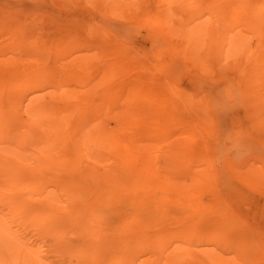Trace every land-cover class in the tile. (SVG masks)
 <instances>
[{
	"label": "bare ground",
	"instance_id": "6f19581e",
	"mask_svg": "<svg viewBox=\"0 0 264 264\" xmlns=\"http://www.w3.org/2000/svg\"><path fill=\"white\" fill-rule=\"evenodd\" d=\"M107 1L114 2L115 0ZM169 1H171L170 3L174 1L176 2V0ZM179 1H177L178 3L174 2V4H179L181 2ZM212 1L215 2L213 3L214 6L212 5L214 8L218 0ZM137 2H141V0ZM145 2L147 1L145 0ZM229 2H231V0ZM235 2L236 5L233 6ZM262 2H264V0H235L233 3L231 2L232 4L227 3L231 5V8L233 6L234 9L228 10L230 5H225L226 8L225 6L221 8H225L223 10L224 12H231V10H233L232 13L240 16L243 15V17L248 19L249 23L247 26L249 27V25H252V22H255L256 20L264 22V6H260ZM116 3H114V5ZM127 3L128 2L125 4ZM130 3L131 2H129V5ZM166 3L168 4V2ZM167 4H164L165 6L163 5L165 10L167 9L166 7H168V10L171 7L167 6ZM163 6H161V8ZM217 6L216 8H218ZM109 7L108 9H110ZM123 8H125V6ZM131 9L135 10L134 13L136 16L138 9ZM131 9L130 12L132 13ZM116 10H118L117 7ZM138 13L140 14L139 11ZM165 13L168 14V12ZM108 14L111 15V13ZM115 14H118L117 11ZM120 14L118 15L120 16ZM118 15L117 17H119ZM124 15L127 17V14ZM135 16L133 17L135 18ZM20 18H22V22L24 17ZM34 20L33 22L35 24ZM139 20L141 19L139 18ZM137 22L140 23V21ZM28 23L29 25L31 24L30 21ZM132 23L136 22L133 21ZM36 24L38 25L37 22ZM19 25L17 26L14 24L17 29L20 28ZM31 25L32 30L33 28H37L33 27V23ZM25 26L21 25V27L24 28ZM41 27L42 24L38 28L40 29ZM28 28L29 27L25 28L26 32L28 31ZM20 29L21 31L23 30V28ZM103 29L105 28H102V30ZM34 30L32 31V34L35 33L36 30ZM108 30L110 29L108 28ZM122 30L124 31V29ZM189 30L190 31H186L187 35H192V33L194 34V32L191 33V29ZM23 32L25 33V31ZM42 32H40V34ZM183 32V35H185V31ZM7 33L13 32L7 31ZM43 33H45V31ZM71 33L73 32L71 31ZM87 33L89 34V32ZM14 34L18 36L19 33H16L15 31V33L12 35H9L11 37L10 39H13L12 36H14ZM40 34L38 30V35ZM55 34H57L56 31ZM59 34L58 36H60ZM104 34H106L105 31ZM29 35L27 36L30 38H26L27 40L22 41L20 45L17 44L14 46L16 42L13 39L11 41H13L14 44H11L10 41V45L9 43L5 44V46L8 45L7 49L6 47H3L4 49L0 48V264H55V262L50 263L49 260H51L53 257L54 260L55 258L58 259V256L59 261H61V258H68L69 260L71 259L75 261L77 264L215 263L218 261V258H213L210 256H195L189 251H180L178 246L171 247V240L186 238L187 236L200 237L204 234L208 241H219L224 248L233 246L234 249L236 248L238 250V252L232 257H220L219 259L222 264H254L255 259L253 260V258L255 257L250 256L249 254H252V252H250L252 249L254 250L259 246V244L261 245V243H264V234L250 229L245 225V223L238 222L233 224L232 222L234 219L231 216V211L233 212L232 208L229 207L226 211L214 209L218 204L221 190H215L211 188L213 183L212 181H214L213 177L210 178L203 175L202 173H196L195 170L193 171L192 168L188 166V161L186 158L188 153L185 155V152L193 144L195 146L201 145L196 144L197 141L195 138V140H191L192 142L190 143H188V139L184 141L186 138L191 139L195 132L191 131V129L190 131L185 130L183 132L184 139L181 141L186 142V144H178L182 143L179 141H177V144H170V132L163 131L161 129L163 126L162 124H168V122L173 120V112L182 105L180 104L181 106L176 107L177 109L174 110L173 108L168 107V104V106H166V104L161 105L163 103L158 104L157 98L160 94H156L157 90L151 91L150 89L145 88L142 84H136L131 88L134 89V91H132V93L134 92V98L133 96L130 97L127 95V93H125L123 99L121 100H124L123 103H125L124 105H126V108L118 109L117 111L114 110L113 112H115V114L113 117L109 116L111 118L108 117V120L103 119L106 120V122H103L102 117H104V112L107 107L105 109L100 107L98 108V111H93L95 115L93 119L87 117L88 114L93 113L91 112V104L87 103L88 100L90 101V99H93V96H87L89 98L88 99L85 95L84 97H86V100L85 98H81V96L84 94L88 95V91L90 92L92 90H90L87 83L91 81L92 77L96 73V70H94V74L92 72V76L89 74L91 79L90 81L88 80L87 83L85 80L88 75L85 74L86 70L82 69L85 71V73L82 72L81 74L83 75L77 77V73L75 74V72L81 70V64L86 61V58L80 57L78 61L74 63L70 61L69 63L73 67L71 68L69 66L70 64H68V67L67 62L62 60L68 58L71 51L69 49H72L73 47L71 46L72 48H69L67 45L65 47L60 46V53L64 52L63 55L66 57L57 59H60L62 64L63 62L66 63L65 65H62V68L60 64L58 67L59 71L61 68V70L64 72H61L62 74L58 75V71L56 72L58 76L55 77L54 74L52 76L50 72V66H52V64L50 65L48 61V67L47 63L44 62L45 57H47L46 52H48V54L50 52L45 51L46 46H43V44L47 42L46 41L43 43L45 40L43 37L44 34L42 35L44 39L41 37L43 40H41L39 37V39H37V35L35 36L36 38L32 37L31 32ZM74 35L75 34H73V36ZM19 36L18 38H20ZM116 36H118L117 33ZM60 37L62 38V36ZM57 38L59 39V37ZM69 38L70 36L67 38V40ZM73 42L72 44H74ZM82 42L80 43L82 44ZM189 43L192 42L190 41ZM223 43L224 42L222 41V44ZM41 44L45 50L43 47V49L41 48ZM64 44L66 45V43ZM79 45L80 44L78 43V46ZM27 46L35 47L33 48L34 51L31 54L30 52H27ZM51 47V51H53V47H55V45L53 46L52 44ZM51 47L49 44L48 48ZM114 48H116V46H114ZM75 49H72V51ZM13 50L14 53L17 51L23 54H20L19 57H13L16 56L11 53ZM57 50H55L54 54L55 56L57 55L56 58L58 57ZM6 51L10 52V55L8 54L9 57H7L8 55H6ZM233 51L234 49H232V52ZM102 52L105 54L103 50ZM108 52L109 50L106 53ZM112 52L115 51L112 50ZM26 53L30 54V57H28L29 59L27 58ZM100 53H95V55H100ZM79 55L81 54L79 53ZM101 56H99L100 59ZM112 57L115 58L113 55ZM76 58H78V56ZM105 58L106 57H104V59ZM139 58L141 59V57ZM52 60L54 61V59ZM108 60L106 64H108L110 67L109 63L111 62H108ZM115 60H109L112 61L110 68L114 67L113 62ZM90 63L89 65H91ZM95 63L87 70L92 71L91 68H95V65H97ZM84 64L87 65L86 62ZM55 66L57 67V65ZM104 66L108 68V66L105 64ZM259 66L260 67L258 68L264 69V62H262V65L259 63ZM66 67L71 70H67ZM51 68H54V66ZM110 68L109 70H111ZM243 68L242 71H245ZM233 70L236 69L233 68ZM65 71H72V76L75 75L77 78H72V76L69 74L70 72L67 74ZM103 71L106 75L107 72H105V70ZM249 75L251 76L253 74ZM102 78L109 79L105 78L104 75ZM103 79L101 80L105 81ZM248 80L252 79L249 78ZM98 81H95V83L97 84ZM149 82H151V86L148 85V87H153L154 85H152V81L149 80ZM105 83L104 86L106 85ZM122 83L125 85L128 84L125 82ZM154 84L156 85V83ZM130 86L131 84L129 87ZM92 87L95 89L94 86ZM101 89L99 90L100 92ZM121 90L122 89L120 88V91ZM123 90L122 92H124ZM250 91H252V89ZM103 92L97 94L100 95ZM106 92H108V87L103 95H105ZM249 93L252 94L253 92ZM43 94L49 95L51 102H45L42 97ZM107 94V97L111 95L110 97L112 98L114 96L113 99H115V96H122L123 93L120 94V92H117L116 89V95H112L111 93L108 95ZM228 95H230V93ZM228 95L227 98L229 97L230 99H226L223 96V99H225L224 101L229 100L227 102L234 104L237 99L235 100L231 98L233 97L232 94L231 96ZM79 98L81 99L78 100ZM185 98L187 100L189 99L187 96ZM218 98L220 97L218 96ZM100 99L104 100L105 103L106 101H108L107 103L110 102V106L114 105V103H117L118 101V99H116L115 102V100L110 98L109 99L111 101L106 100L107 98L103 99V96L100 95V98L98 99L99 101L96 100V103L98 101L100 104ZM139 99L143 100V104L145 106L152 107L151 110L149 109L147 114L144 113L147 109L144 107L141 108L143 110L137 111L135 114H131V111L133 110L130 108V105H132L134 102L136 104V101ZM205 99L204 102L207 101V106L208 101L211 102V99H206V101ZM82 100H85V102H82ZM215 100H212V102ZM230 100L234 101L230 102ZM79 101L83 103V106H86L84 109H82V115L89 111L90 113L87 115L85 114L86 117L81 119V121L79 120L80 122L75 123L74 116L76 113H78L76 112L77 108L79 105L80 108L82 107V104H80ZM220 102L219 105L225 104L222 102L220 104ZM96 103L94 105L95 107L98 104ZM124 105H122L123 107L121 105L120 106L124 108ZM211 105L213 106L215 104L211 103ZM117 106L119 105L116 104V107ZM133 106L136 107L135 105ZM199 106L203 107V104ZM228 106H231V104ZM109 109L107 111H109ZM206 109L204 108V110ZM227 111L229 113V110ZM142 112L148 117L146 116V118H144L145 115ZM176 112L177 111H175V114H177ZM219 112L216 114V116L219 115ZM224 112L226 113V111H223V113ZM249 113L251 114V112ZM252 113L254 114V112ZM128 114L136 115L133 120V117L129 118L132 120V122H130L131 124L129 123ZM158 115H160V117ZM215 118L216 117H214V120ZM257 118L259 119V117ZM218 119L219 118H217V120ZM217 120H215V123L218 124ZM159 121L161 123H158ZM252 121L254 120L252 119ZM257 121L260 123V120ZM127 123L130 124V126L127 127ZM217 124H215L216 128ZM138 125H143L142 128L144 129L150 127V130H145L144 132L143 129V133L141 134L142 128L140 129ZM213 126L214 125H212V127ZM136 127L140 129V134L138 133L139 130H136ZM207 127H210V132H208L209 135L207 133L206 134L210 137L212 134L214 135V138L212 137L214 141L211 143L218 146L219 144H216L217 141H215V135L217 132L212 133L211 125H208ZM215 127L213 131H215ZM199 129L197 130L199 131ZM219 130L221 131V128ZM261 130L264 131L262 128ZM176 131H174V133ZM220 134L221 133H219V135ZM238 134L239 133H236V135ZM151 138H153V140L156 142L150 143L149 141L148 143L146 141V139L149 140ZM224 140L221 142L223 143ZM229 140L230 139H228V141ZM232 140L233 142L230 143L233 144H240L241 142L240 137L238 136L232 138ZM203 146V148L199 149L203 150L206 148V144H203ZM185 174H187V177H184ZM244 180L246 182L256 183L259 185L260 183L264 182V178H255V175L250 173L248 177L244 178ZM199 183L206 184L208 190L207 192L214 190V192H212L215 195V198H213L216 200L215 206H207L203 203V201H201L199 197L201 195V190L199 191V189L201 188L199 187L202 185L198 186L199 189H195L194 187L195 191L193 192H185L188 188H193V185L196 186V184ZM219 207L221 209L224 208L220 204ZM186 211L195 212V214H191V217V215L189 216L190 212H187V214ZM211 215H214V218L217 217L220 220H217V218L215 219L217 221L211 220ZM208 227L210 228V231L205 232ZM234 228H239L240 233L235 235L228 234ZM26 230L30 231V234H27L29 232ZM223 230L226 232V234L220 233L223 232ZM31 233H33L32 236L36 237L30 240V238H32ZM26 236H30V238H26ZM247 236L250 239H255L257 246L256 248H249V251L244 252L248 248L240 246V243L243 241L242 238ZM257 253L255 252V256L258 255ZM258 256L256 261L258 258L264 259V254L260 255L259 253ZM68 259L65 260L69 261ZM64 263L66 264V261ZM61 264H63V262Z\"/></svg>",
	"mask_w": 264,
	"mask_h": 264
},
{
	"label": "rangeland",
	"instance_id": "374dc122",
	"mask_svg": "<svg viewBox=\"0 0 264 264\" xmlns=\"http://www.w3.org/2000/svg\"><path fill=\"white\" fill-rule=\"evenodd\" d=\"M106 1L107 0H104V2L103 0H100V2L99 0H0V34L3 32L0 35V46L1 45L3 46H1L0 48L6 47L7 49L8 45L5 46V44L9 43V41L11 44H14V42L11 41L13 39L16 42L14 46L17 44L20 45L22 41L27 40L26 38H30L29 37L30 32L32 37L34 38L37 37V39L39 38L41 39L42 35L44 34L45 36L43 35V37L45 38V40L44 42L43 41L42 42L45 43L47 41L45 44H43V46L44 45L46 46L45 47L46 50L42 46V44L40 46L41 48L43 47L45 51H50L51 53H53L51 54L49 52L48 54V52H46L47 57H45L44 62L47 63L49 61V64L50 65L52 64V66H50V72L52 76L54 74L55 77L61 75L62 74L61 72H64L61 70V68L62 65L66 64L65 62H63L62 64L60 59L57 60L58 58L66 57L63 55L64 52L60 53L61 51L60 46L65 47L68 45L69 48L72 47H73L72 49L76 48L73 51L72 49H69L72 52L70 51L68 58L62 61H66L68 66V64H70L69 63L70 61L74 63L78 61L80 57H85L86 58L85 62L87 65L84 64L85 62H83L81 64L82 66L81 70H78L77 72H75V74L77 73L76 74L77 77L78 76L80 77L83 75L81 74L82 72L85 73V71L83 70H86L85 74L86 75L88 74L87 77L85 76L86 83L88 80L90 81L91 79L89 74L91 75L92 72L93 74L96 72L92 77L91 81L87 83L90 90L91 89L92 90L90 92L88 91L89 93L88 95L82 94L83 96H81V98H85L86 100L87 96L88 97L89 95L93 96L91 97L94 100L90 99L91 101L90 102L88 100L89 98L87 97L88 102L86 101L88 104L89 103L91 104L90 106L92 108L91 112L98 111V108L100 107H103L104 109L107 107L104 112L105 118L102 117V120L103 119L108 120L109 118L113 117V115L115 114V112H113L114 110L117 111L118 109L126 108V105H124L125 103H123L124 100L121 99H123L125 93H127V95L130 97L133 96L134 92L132 93V91H134V89L131 88L136 84H142L144 85L145 88L150 89L151 91L157 90L156 94L157 95L160 94L157 98L158 104L163 103L161 105H165V104L166 106L169 105L168 107L173 108L174 110L177 109L176 107H180L182 105L180 108L175 110L177 111L176 112L177 114H175V111L173 112V117H174L173 120L168 122V124L167 123H164L165 125L162 124L163 126L161 127V129L163 131L170 132L169 133L170 144H177V141L182 142L178 144H186V142L181 141L182 139H184L183 132L185 130L190 131V129L191 131L195 132L194 136L191 137V139L189 138L184 139V141L188 139L189 140L188 143L196 139L197 141L196 144H201L198 146H195L193 144L185 152V155L186 153H188L186 157L188 161V166L192 168L193 171L195 170L196 173H202L203 175L210 178L213 177L214 181H212L213 183L211 188L215 190L220 189L221 192L220 191L219 192L221 193V195L218 204L216 205L215 203L216 200L213 199L215 198V195L213 193L214 190L211 189L213 192L212 191L207 192L208 191L207 186L204 183L196 184L197 187L193 185V188L190 187L185 192L188 191L187 193H190L191 191L192 192L195 191V189L201 188L199 189V191L201 190L200 192L201 195L199 193L198 194L200 195L199 197L204 204H206L207 206L216 205L214 209H218L220 211H226L230 207L233 209V212L231 211V216L234 219V221L232 222L233 224H236L238 222L245 223V225L250 229L259 231L261 234H264V182L260 183L259 185L256 183L246 182L244 180V178L249 176V173L254 174L255 178L258 177L264 178V133H262L264 131L261 130V128L264 129V69L258 68L260 67L259 63L260 65H262V62H264V60H261L264 59V22L256 20L255 22H252V25H249L248 27L247 26V24L249 23L248 19L243 17V15L240 16L235 13H232L233 10H231V12L225 10L226 12H224L223 10L226 8V6L230 5L227 3H231V2L233 3L235 0L233 1L231 0V2H229L230 0H225V1L218 0L215 5L216 6L218 5L217 7L219 9L216 8V6L214 8L212 7L213 3H215L212 0H180L181 2L179 0H176V2L177 1L180 2L179 3L180 5L174 4L175 2L174 0H173L174 2L172 3H170L171 1L169 0H165V1L146 0L147 2H145V0L144 1L141 0V2H137L140 0L137 1L134 0L135 3L133 0H120L122 2H120L119 0H115V1L113 0L114 2L110 1L111 3ZM117 1H119L118 3H120L121 5L116 3ZM163 1L165 5L167 4L166 2H168L167 6L169 7L171 6L169 10L168 7H166L167 9L165 10L164 7L165 5L163 4ZM124 2L125 3L128 2V3L125 4ZM129 2H131L130 5ZM114 3L116 4L114 5ZM142 4H144L146 7ZM235 5L236 2L233 6ZM115 6L119 11L116 10ZM124 6L125 8H123ZM161 6L163 7L161 8ZM224 6H225L224 9L221 8ZM233 6L231 8L230 5V8L228 10L234 9ZM260 6H264V2H262ZM108 7L110 9H108ZM131 8L138 9L136 14L137 17L135 16L134 13L135 10H132ZM130 9L132 10L133 14L130 12ZM109 10L111 11L113 10V11L111 12ZM116 11L118 14L120 13L122 14H120L119 16L118 14H115ZM138 11L140 12V14L138 13ZM107 12L111 13V15L108 14ZM165 12H168V14H166ZM124 14H127V17ZM117 15L119 17H117ZM133 16H135L136 20ZM20 17H24L22 22H21L22 18ZM138 17L141 20H139ZM33 20L35 21V24L37 22L39 26L37 24L36 26ZM29 21L31 24L33 23V27H37L36 29L33 28V30L34 29L36 30V31L34 30L35 31L34 34H32L33 31L32 25L31 24L29 25L28 23ZM133 21L136 23H132ZM137 21H140V23ZM17 22L18 23L20 22L19 24H21L22 26H25L26 24L25 28L26 27L30 28V26L31 28L30 29L28 28V31L26 32V29L24 27H21V25H19ZM22 23L25 24L23 25ZM40 23L42 24L41 27L42 31L43 32L45 31V33L41 31V28L40 29L38 28L41 26ZM14 24L17 26L19 25V27L23 28V30L21 31L19 27H18L19 29H17V27L14 26ZM60 27L64 29H61ZM102 28H105L107 30L105 29L102 30ZM108 28L110 30H108ZM122 29H124L125 32ZM189 29L192 30L191 33L194 32V34L192 33L193 36L190 34H188L189 36L187 35L186 31H190ZM5 30L13 33H15L16 31V33H19L18 36L20 35L19 36L20 38H18V36L14 34V36H12L13 39H10L11 37L9 35H12L13 33H7V31ZM38 30H39V34L40 32H42L40 34L41 36L38 35ZM23 31H25V33ZM55 31L57 32V34H55ZM71 31L73 33H71ZM104 31L106 34H104ZM183 31H185L186 33L185 35H183L184 34ZM87 32H89V34ZM115 32L117 33L118 36H116ZM5 33H7L8 35ZM110 33L112 36L110 35ZM129 33L132 35H130ZM58 34L62 36V38L58 36ZM73 34L75 35L73 36ZM67 36L68 37L70 36L69 38L70 40L69 39L67 40L68 38ZM57 37H59V39ZM220 40H222L224 43L222 44V41ZM190 41L192 43H189ZM72 42L74 44H72ZM80 42H82V44ZM64 43H66V45ZM78 43L80 44L79 46ZM49 44L50 47L52 44L53 46L55 45V47H53L54 52L51 51L52 47L48 48ZM111 46L113 48L114 46H116V48L113 49ZM30 47L31 46L28 47L27 52H30L31 54L34 51L33 48L35 47L34 46H32L31 48ZM54 48L55 50H57L58 48L57 58H56L57 55L56 56L54 55L55 54ZM232 49H234L233 52ZM80 50L83 51L81 52ZM102 50L105 52V54L102 52ZM108 50L109 52L106 53ZM112 50L115 52H112ZM6 52H7L6 55L8 54L10 55L9 51ZM11 53L16 55L13 57H17V56L19 57V55L21 54L17 51L16 53H14V50ZM79 53L81 55H79ZM95 53L97 54L100 53V55L97 54L95 55ZM30 54L26 53L27 58L30 57ZM101 54L106 58L104 59V57H102ZM9 55L7 57H9ZM112 55L115 56V58L112 57ZM77 56L78 58H76ZM99 56H101V59ZM138 56L141 57V59ZM92 57L94 60L92 59ZM51 58L54 59V61ZM108 59L109 60L116 59L114 61L115 63L113 62L114 67L112 66L114 69L110 68L112 61H109ZM107 60L108 62H111L109 63L110 67L108 64H106ZM55 62H57L58 64ZM89 63L91 65H94V63L97 64L95 65L96 67L92 66L95 67V68H91L92 71L87 70L89 67H91ZM59 64L61 65L60 71L58 68L60 66ZM104 64L108 66V68H106ZM55 65H57V67ZM53 66L54 68H51ZM69 66L71 68L73 67L71 66V64ZM109 68L111 70H109ZM233 68L236 70H233ZM238 68L240 69V72ZM242 68L245 71H242ZM118 69L120 70L121 73L119 72ZM67 70H71V69L67 68ZM94 70L96 71L94 72ZM103 70L107 72L106 75ZM56 72H58L57 73L58 75L56 74ZM65 72L67 74L68 72H70L69 73L70 76L73 75L72 71H65ZM249 74H253L251 75L252 77ZM101 75L102 76L104 75L105 78H109V79H103ZM77 77L75 75L72 76V78H77ZM249 78H251L252 80H248ZM96 79H98L99 81ZM101 79L105 81H102ZM125 80H127L128 82ZM149 80L152 81V85H154L153 87H150L151 82H149ZM95 81L96 82L98 81V83L96 84ZM107 82L110 84V86ZM122 82L128 84L125 85ZM104 83L106 84L105 86ZM154 83H156L157 86ZM130 84L131 86L129 87ZM158 84H160L161 86ZM148 85H150L149 86L150 88L148 87ZM92 86H94L95 89ZM251 86H252L251 88L252 91H250ZM107 87H108V92L112 91L110 92L112 95H116V89L117 92H120V94L123 93L122 96L120 94H117L120 96H115V99H113L114 96L112 98L110 97L111 95L108 96L110 99L115 100V102L116 99H118L117 103H114L115 106L114 105L110 106L109 104L110 102L107 103L108 101H106L105 103L104 100H101L102 98L100 99V101L101 102L104 101L103 103L105 104L101 102L100 104L98 103L99 101L98 99L100 98V95L103 96V99L107 98L106 100H110L106 96L108 92H106V94L103 95L107 90ZM122 87L124 88V90ZM101 88L102 89L104 88L103 89L104 92ZM120 88L124 92H122V90L120 91ZM100 89L101 92L103 93L98 95L97 93H101L99 91ZM249 92L251 93L253 92V93L250 94ZM229 93L230 95H228ZM231 94L233 96L231 98L235 100L237 99L236 102H234V104L227 102L229 100L224 101L225 99H223L224 97L226 99H230L229 97L227 98V95L231 96ZM85 95L86 97H84ZM186 96L187 98H189L188 99L189 101L185 98ZM218 96L220 98H218ZM42 97L45 102L47 103L51 102V98L49 95L43 94ZM81 98H79L78 100H80ZM205 98L207 100L211 99L210 100L211 102L208 101L207 106H206L207 101ZM214 98L217 100H215ZM185 99L188 102H186ZM204 99L206 102H204ZM85 100L84 101L82 100V102H85ZM96 100H98L97 101L98 104L96 103ZM212 100L215 101L212 102ZM201 101L203 107L205 109L207 108L206 110H204L202 106H199L202 105ZM220 101L225 104L219 105ZM232 101L234 100H230V102ZM79 102L80 104H82V107L80 108L79 105V107L77 108L76 112L78 113H76V115L74 116L75 123L80 122L81 119H83L84 117H86L88 113H90L89 111L85 113L86 115L85 114L82 115L81 113L82 109H84L86 106H83V103H81V101ZM95 103L97 104L96 107L94 106ZM211 103L215 105L212 106ZM116 104L119 106L116 107ZM229 104H231V106H228ZM120 105L121 106L124 105V108H122L123 106L121 107ZM133 105H135L136 107H134ZM143 105L144 104L142 99L137 100L136 104L134 102L132 105H130V108L133 110L131 111L132 113L131 112L130 113L135 114V112L143 110L141 108L144 107L145 109L146 108L148 109V110L146 109V111L144 112L145 114H147L149 109L151 110L152 107L145 105L143 106ZM108 109L109 111H107ZM227 110H229V113ZM223 111H226V113L225 112L223 113ZM218 112L219 115L216 116ZM249 112H251V114ZM252 112H254V114ZM255 112H256V116H255ZM213 113L215 114V116ZM94 116H95L94 112L87 115V117H90L92 119ZM146 116L147 115H145L144 118H146ZM158 116L160 117V115ZM134 117H136V115L128 114V119L132 118L133 120ZM214 117H216L215 120H217V118L220 119L217 120L218 124L215 123ZM257 117H259V119ZM256 118L257 120H260L259 121L260 123H258ZM252 119L254 121H252ZM106 120H103V122H106ZM132 120L129 119V123L132 122ZM158 123L161 122L159 121ZM130 124H128L127 127L130 126ZM215 124H217L216 125L217 128L215 127ZM208 125L209 126L211 125L212 133L217 132L215 135V141H217L216 144H219L218 146L211 143L214 141L213 139L214 135L212 134L211 137L208 136L209 135L208 132H210L209 131L210 127H207ZM212 125L214 126L212 127ZM142 126L138 125L140 129L142 128ZM138 127H136V130H139V132L138 131L137 132L140 134V132L144 128H142L140 131ZM214 127H215V131H213ZM149 128L150 127H147L143 131L145 132V130H150ZM220 128L221 131L219 130ZM197 129H199L200 132ZM143 131L141 132V134L143 133ZM174 131L176 132L174 133ZM218 131L222 135L221 134L219 135ZM234 133L235 135L236 133H239L240 135L238 134L235 136ZM223 135H225L226 138ZM233 136L240 137L241 140L240 144L230 143L233 142L232 140V138H234ZM217 138L220 139L218 140ZM227 138L230 140L228 141ZM223 140L224 142L222 143L221 141ZM146 141L148 143L149 141L150 143L156 142L155 140H153V138L149 140L146 139ZM203 144H206V148H204L205 150L199 149L204 147ZM184 177H187V174H185ZM198 186L200 187L198 188ZM219 204L222 205L224 208L221 209L219 207ZM187 212H190L189 216L191 214L192 215L195 214V212L186 211V213ZM214 217H215L214 215H211L210 219L214 221L217 218ZM217 220L220 219L217 218ZM209 231L210 228L208 227V229L205 232H209ZM28 232L29 233L27 234H30V231ZM220 233L226 234L224 230L223 232ZM237 233H240L239 228L232 229V231L228 234L235 235ZM32 234L33 233H31V236ZM204 235L200 237L187 236L186 238L171 240L170 244L171 247L178 246L180 248V251L182 250L184 252L189 251L195 256H210L213 258H218V261L211 264H222V262H220L219 259L220 257L229 258L234 256L238 252V250L236 248L234 249L233 246L224 248L221 242L219 241H208ZM34 237L36 236H32V238H30V236L29 237L26 236V238H30V240L33 239ZM242 240L243 241H241L240 246L248 248L244 252L249 251V248L252 247L256 248L257 246L255 239H250L248 236L243 237ZM250 252L254 254V255H252L251 253L249 254L250 256L255 257V258L252 257L253 260L255 259L254 264L255 263L264 264V259L262 258L260 259L258 258L259 261L262 259L260 262L257 260L258 261L257 263L256 261L259 253L260 255L264 254V243H261V245L259 244V246L256 249L254 250L252 249V251ZM255 252L256 253L258 252L257 256H255ZM53 258L49 260L50 263L55 262V264H61L63 262V264H65L64 263L65 261L66 264L76 263L71 259L70 260L68 258L62 259L61 257H60L61 261H59V256L58 259L55 258L54 260ZM65 259H68L69 261Z\"/></svg>",
	"mask_w": 264,
	"mask_h": 264
}]
</instances>
